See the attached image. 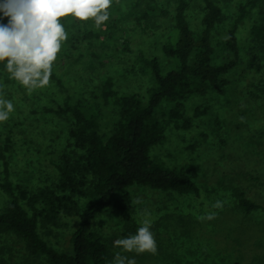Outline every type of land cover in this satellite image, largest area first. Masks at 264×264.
I'll return each mask as SVG.
<instances>
[{
    "label": "rangeland",
    "instance_id": "1",
    "mask_svg": "<svg viewBox=\"0 0 264 264\" xmlns=\"http://www.w3.org/2000/svg\"><path fill=\"white\" fill-rule=\"evenodd\" d=\"M240 1L223 4L224 21L214 37L216 63L230 58L225 32L240 15ZM155 4L159 10H150ZM189 4L191 25L200 28L204 5L200 0ZM175 6L176 0H113L110 19L101 28L91 20L61 18L69 36L43 88L26 91L0 70V94L15 105L9 119L0 122L1 141L5 144L10 138L6 159L11 181L31 191L54 188L59 181L58 163L63 154L76 149L70 135L72 116L59 111L65 101L94 106L101 131L110 133L118 117L116 93H137L148 100L153 85L148 59L156 57L168 70L177 64L163 50L164 43L177 36L172 23ZM263 17L264 12L254 8L239 22L240 58L230 78L239 77L254 51L264 69V43L256 42L251 34L252 26ZM109 83L112 92L105 99L104 87ZM172 108L170 101L157 107L166 130L150 154L168 168L198 164L199 193L131 185V207L127 203L125 209L119 208L116 199L120 201L122 193H118L115 203L93 218L92 230L103 236L114 256L118 249L113 241L134 233L142 220H150L157 250L124 253L135 256V264H264V207L246 212L238 206L241 192L264 206V70L248 73L223 92L210 89L183 100L179 124L170 115ZM5 176L0 158V181ZM65 194L76 200L78 211L89 206L87 196ZM10 200L0 186V210ZM216 200L223 201L222 208L211 207ZM212 211L214 219H200ZM76 221L75 213H61L56 224L40 220L39 231L62 250ZM113 256L106 264H111ZM0 264L51 263L31 254L15 232L0 227Z\"/></svg>",
    "mask_w": 264,
    "mask_h": 264
},
{
    "label": "trees",
    "instance_id": "2",
    "mask_svg": "<svg viewBox=\"0 0 264 264\" xmlns=\"http://www.w3.org/2000/svg\"><path fill=\"white\" fill-rule=\"evenodd\" d=\"M200 1L204 5L201 26L194 28L188 16L191 0H176L172 23L177 36L165 42L163 50L168 57L176 59L177 64L168 70L156 57L148 59L153 85L147 101L137 93L117 96L115 92L118 117L110 133L101 131L99 112L89 103L65 101L60 106L59 111L72 116L70 135L76 149L63 154L58 163L59 181L54 188L31 191L11 181L6 159L10 138L5 144L0 138V158L6 172L0 186L11 196L5 209L0 210V227L22 238L31 254L43 256L51 264H106L113 252L103 236L92 230V220L115 203L118 193H122L120 201L116 199L120 209H125L127 203L131 207L128 188L134 184L181 194L199 193L198 164L168 168L151 157V147L164 138L166 130V123L157 115V107L172 102L170 115L179 124L183 117V100L210 89L223 92L226 86L248 73L264 70L258 52L254 51L240 78H230L240 58L239 22L254 8L264 12V0L240 1V15L225 32L230 58L221 63L214 60V37L224 21L223 4L229 0ZM149 9L156 11L159 6L151 5ZM251 34L256 42L264 43V17L252 26ZM110 86L111 83L104 87L105 99L112 92ZM68 191L90 198L89 206L78 211L76 200L65 194ZM238 206L246 212L264 207L243 192L238 196ZM61 213H75L77 219L68 246L62 250L52 246L39 231L40 220L44 224H56Z\"/></svg>",
    "mask_w": 264,
    "mask_h": 264
},
{
    "label": "clouds",
    "instance_id": "3",
    "mask_svg": "<svg viewBox=\"0 0 264 264\" xmlns=\"http://www.w3.org/2000/svg\"><path fill=\"white\" fill-rule=\"evenodd\" d=\"M113 0H0V70L9 80L26 91L49 84L54 62L69 33L61 18L71 16L79 22L92 21L101 28L110 19ZM15 111L13 101L0 94V122ZM214 209L223 207L216 200ZM216 212H207L200 219L212 220ZM111 264H135V256L124 253H155L156 240L151 221L144 219L132 234L113 241Z\"/></svg>",
    "mask_w": 264,
    "mask_h": 264
}]
</instances>
